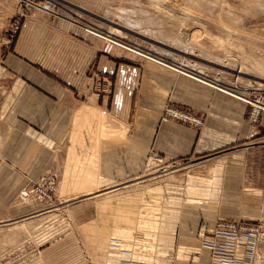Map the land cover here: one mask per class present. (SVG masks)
<instances>
[{
	"label": "rangeland",
	"instance_id": "374dc122",
	"mask_svg": "<svg viewBox=\"0 0 264 264\" xmlns=\"http://www.w3.org/2000/svg\"><path fill=\"white\" fill-rule=\"evenodd\" d=\"M190 1L0 0V264H108L106 254L96 247L97 241L103 239L96 225L102 217L101 205L106 201H110L111 208L112 202H116L113 217L117 216L114 209L119 202L137 203L140 210V219L132 217L136 219L132 226L122 225L125 222L111 224L108 242L128 237L126 230L132 229L129 235L137 230L143 233L144 229L138 226L140 220L158 223L161 211L165 220L167 213L177 214L182 224L189 223L192 231V225L203 228L204 221L211 222L220 216L219 205L231 202L235 207L248 206L245 201H250L244 195L253 198L255 207L251 211L256 210V193H264V76L252 69L250 61L264 63V0ZM199 5L208 10L202 13ZM44 6L47 9L37 11V7ZM181 21L184 23L180 25ZM113 29H119L116 31L120 34L113 33L112 38L171 66L197 72L221 89L241 95L239 101L229 100L202 83L90 33L106 35ZM102 65L110 69L104 72ZM242 65L243 73L236 74L243 69ZM21 75L58 96L63 94L59 87L65 89L72 101H65L69 105L83 107L90 98H96L99 108L124 120L120 121L125 125L103 113L96 119L77 114L72 130H50L51 140L33 135L26 128L14 130L11 123L15 119L8 117L9 112L30 118L43 102L33 90L53 99ZM43 76L59 87L44 84ZM21 80L33 90L25 84L18 86ZM22 93L35 99L22 101ZM216 95L241 107L226 104ZM103 97L107 98L106 104ZM175 99L191 105L174 103ZM160 119L181 127L171 124L169 130L174 137L168 141L160 138L156 145L172 148L173 153L180 150L175 139L186 135L182 128L193 130L200 139L212 119L218 129L211 125L209 134L219 136L208 140L210 147L230 142L238 130L234 141L223 147L204 152L194 148L185 157L169 160L165 153L150 150ZM16 120L37 134H44L39 123L19 115ZM114 127L124 137L115 133ZM142 128L139 138L127 136ZM65 134L70 140L66 138L62 146L69 147L70 141L71 146L66 151V163L61 164L60 176L54 167L45 169L52 159L60 164L55 155L61 143L54 148L52 143ZM120 144L126 145L123 151L117 150ZM58 150L62 155V147ZM29 156L33 161L26 162ZM17 166H27L31 177L23 175L24 180L21 179L15 170ZM232 167L236 170L232 177L238 180L241 200L231 191H237L236 184H225V180L232 179L225 177ZM198 168L205 171L199 173ZM172 176L179 179L173 181ZM47 177L54 179L51 186L45 183ZM261 201L258 206H264ZM85 202L89 206L84 211L71 214L74 207ZM260 213L258 217L238 213L219 217L213 232L203 233L201 241L212 251L215 264L222 263L217 249L232 248L210 242L221 239L220 235L237 241L250 236L252 247L246 264H264V211ZM159 233L167 234L160 229Z\"/></svg>",
	"mask_w": 264,
	"mask_h": 264
},
{
	"label": "crops",
	"instance_id": "0c3cea01",
	"mask_svg": "<svg viewBox=\"0 0 264 264\" xmlns=\"http://www.w3.org/2000/svg\"><path fill=\"white\" fill-rule=\"evenodd\" d=\"M66 44L72 45L68 41L66 42ZM78 48H80V47H78ZM102 66H103L102 67L103 71H104V69L105 70L110 69V67H108V65H102ZM63 68H65V67H63ZM14 71H16V70H14ZM104 72H106V71H104ZM16 73H18V72L16 71ZM21 76H23V75H21ZM67 77H69V76H67ZM70 77H71V75H70ZM43 78L46 80L44 84L51 83L52 85L59 87L56 83L45 78L44 76H43ZM23 79L25 81H28L32 85H36V86L40 87V90H42L43 93H45L48 97H51L53 99H49V98L43 96L41 93L36 92L35 90L32 89V87H30L28 84L24 83L22 80L19 81L18 86H20L22 88L21 84H25L27 87H29L31 90H33L37 96H41L43 98V102L41 103V106H39V107H37V109H35L36 112H34L32 117H30V118L22 115L21 113L20 114L17 113L15 110H14L15 113L9 112L8 114L11 116H8V117H13L15 119L13 124L11 123L12 127L14 126L13 127L14 130H16L20 127L23 129L26 128V130H29L33 135H36L38 137H44V138L51 140V137H50L51 131L50 130L55 131V129L59 128V127H63L67 131H70V129L72 130V128L74 127V119L77 116V114L79 117L86 116V118L96 119V118H99L101 116L100 113H103V114H106L107 116H110V117L116 119V120L119 119L117 116L116 117L111 116L107 109L102 110L101 108H99V105L97 103L96 98H90V100H88L89 104H87L86 106H83V107H80V105L79 106L76 105L77 106L76 107L72 104L75 107V109H74L72 105L65 103V101L72 102L68 99L70 97H67L65 95L66 94L65 89L59 87V89L63 91V94L61 96H58L50 88L45 87L44 85L37 84L34 81L27 79L25 76H23ZM143 85H144V81L142 83V89H143ZM200 93L203 94L202 92H200ZM142 94H143V91H142ZM216 96L219 99L223 100L226 104H230L228 102H231L229 100L226 101V99H224L223 97H221L219 95H216ZM21 97H22V101L23 100L33 101L35 99L34 97L33 98L32 97H24L23 93H22ZM102 99H103L104 104H106L107 98L103 97ZM54 100L60 102V104L55 103ZM142 100H143V98H142ZM173 102L174 103L175 102H184V103L191 105V103H188L184 100L175 99V100H173ZM122 103H124L123 100H122ZM122 103L119 105L120 108L122 107ZM230 105L238 107V109L241 107V105H239L235 102H231ZM117 106H118V104H117ZM192 106H194V105H192ZM57 107H59L60 109ZM103 107H106V106L103 105ZM86 110H91V111H86ZM239 113H240V111H239ZM15 114L22 116L23 118H26L29 122L39 123L40 129H42V131L44 132L45 135L42 133L37 134L34 131H32L31 129H29L28 127L23 126V124L17 123ZM138 115L140 116L141 114L139 113ZM46 118H51V120L48 122ZM67 118L68 119L71 118L70 121L66 120ZM54 119H56V120L54 121ZM120 120L124 121L122 119H119L117 121L121 122ZM150 120H151V118L147 121L145 127L148 125V122ZM68 121H69V124H68ZM56 122H58V124H60V125L58 126V124H56ZM210 122H211V124L208 125V129L206 131H204V133L201 135L200 139H199V137L197 139V135L193 130H188V129L182 128L186 132V135H184L183 139H177V138L175 139L176 142L179 143L178 145L180 147L179 148L180 150L173 153L172 148L171 149L159 148V146L157 147L156 145L160 141V138L162 140L168 141L169 139H171V136L174 137L175 134L169 130L171 124L174 128L175 127L181 128V127L174 125L173 123L168 122V121H161V119H160L159 123L157 125V128L154 131V136H153V139L151 141L150 150L153 149V151H155L157 153L163 152V153H165L167 159L170 160V159H178L180 157H185V156L189 155L194 150V148H196L197 152L212 151V150H216L220 147H223L226 144L232 143L234 141V139H235L234 134L236 133L238 128L233 133V140H231L230 142H228L226 144L218 146V147H210L208 145L209 144L208 140L210 138L215 139V137L219 136V135H215V134H211V135L209 134L210 133L209 129L211 128V125L213 126V129L217 128L215 125V122L212 119L210 120ZM139 123L140 122H137L136 124H139ZM122 124H124V123H122ZM44 125H45V128H44ZM153 127H155V126L153 125ZM143 129L144 128L138 129L137 133L132 135V136L127 135V134H125V135H127L133 139L139 138L143 134V132H142ZM18 132H20V131H18ZM117 134L122 135L120 133H117ZM122 136L124 137V135H122ZM173 137H172V139H173ZM66 138H67V140L68 139L70 140V137L68 134H65V136L61 140H53V143H52L53 148L56 147L57 144L61 143L59 147H56V151L58 152V154L55 155V158H57V161L60 164H56L54 161L55 159H52V161H50L48 163V165L46 166L47 168L45 169V171L48 170V168H50V167H54L58 171V173L60 174L59 170H62L61 164H63V162L66 163V161H67L66 151L71 146V141H70L69 147L62 146L63 142ZM177 143H175V144L177 145ZM219 143L222 144V142H219ZM86 145L89 146V144H86ZM205 146H209V147H205ZM60 147H62V149H63V153H62L63 156L61 154H59L58 149ZM98 147L100 148L101 146H98ZM125 148H126V145L120 144V145H118L117 150L123 151ZM104 149H106V147H104ZM7 161L10 164L8 159H7ZM28 161H30V162L33 161L31 156H29V158H27L26 162H28ZM102 161H103V158H102ZM6 166H8V165H6ZM10 166H11V164H10ZM10 166H8V167H10ZM121 166H123V165H121ZM17 168L18 169L20 168L19 170L22 169V171L18 172ZM25 168H27V166ZM25 168H23L21 166L15 167L16 172L20 175L21 179H23V180H24L23 175H27L28 177H31V175L27 172V170ZM226 170H229V169L226 168ZM230 170H232L230 172V174H228L226 172L225 177L232 178V179L225 180V184H227V182H229V184L230 183L236 184L237 191L236 190H231V191L236 192L238 200H241V199H243V197L240 199V197L238 196V191L240 188L239 184H238V180L236 178L232 177L235 169L232 167V168H230ZM45 171L42 172V174H40L39 176H37L36 179L38 180L43 175V173H45ZM60 176H61V174H60ZM243 194L244 193H242V195ZM260 194H261V191L256 193V197H257L258 201L256 202V210L255 211H251V208L255 207L254 205H252L253 204L252 203L253 198L244 195L245 196L244 198H248L250 201V202H248V201L244 200L245 203L248 204V206H245L242 208L235 207L236 204L233 205V203H231V202L226 203L224 205H219L220 216L216 217L215 220L214 221L212 220L211 222L210 221L205 222L201 218L200 220L204 221L205 226L203 228H201V227L199 228V226H196V228H195L192 225V231H189V225H188L189 223L184 222L182 224V222L179 219V216H177V214H175V213L169 214L166 212L167 213L166 215H169V217L168 218L166 217L167 220H165L164 216L162 217V213H164V211H161V213H160V217H161L160 219L161 220L158 223L152 222V221L140 220L141 224H139L138 226H141V228L144 229L143 233L140 230H137V232L136 231L132 232L131 235H129L128 233H130V231H132V229H131V230H126L128 233L126 231L124 232V233H127L128 237H125V238L124 237H119V238L116 237V238H112V240L109 239L107 251H106L107 253L109 252V254L107 255V253H105L107 256L105 259V263H106V261H108V264H215L214 262H215L216 258H215V256H213L212 251H210L208 248L204 247L203 243L201 241L203 233L205 231L213 232V229H214L216 222H217V219L219 217H227L229 215H236L237 213L242 215V216H244V215L250 216V215H254V214H256L255 216H257V217L259 215L261 216L262 214L260 212L264 211V206H261V205L258 206V204H259L258 202L259 201L262 202L261 200L264 201V193L261 194V195H263L261 197V199H260ZM222 198H223V196H221L220 200H222ZM231 200H234V197H231ZM258 209L260 210V212L258 211ZM252 212H254V213H252ZM172 218H175V219L168 221L169 219H172ZM158 227H159L160 231H165L167 234H164V233H162L163 235H161V233L158 234L159 229H156ZM150 228L153 230L147 232V229L150 230ZM228 233H231V232H228ZM148 234L151 235V239L149 238ZM137 237H140V238H137ZM219 238L225 239L226 242L224 241L225 243H220L219 240H221V239H218V238H216V240L210 241V242L215 246L216 245L217 246L226 245L228 247H232L230 249H223V248L217 249L219 252H221L217 256L219 259H221L220 260L222 262L221 264H223V263H226V264H246L248 262V260L250 259L249 251H250V248L252 247V245L250 243V236L246 235L244 239H239L238 241H237V239H234V238H232L230 240L226 239L222 235H220ZM227 241H230L231 244L227 243ZM173 245H175L174 246V254L171 253V248L173 247ZM164 247L166 248V250ZM162 249L165 252H163ZM79 251H80V249H78V253H79ZM84 254L85 253L83 252V256H84ZM79 256H80V253H79ZM228 257L230 258L229 261L224 260L225 258L227 259Z\"/></svg>",
	"mask_w": 264,
	"mask_h": 264
},
{
	"label": "bare ground",
	"instance_id": "6f19581e",
	"mask_svg": "<svg viewBox=\"0 0 264 264\" xmlns=\"http://www.w3.org/2000/svg\"><path fill=\"white\" fill-rule=\"evenodd\" d=\"M190 1V0H188ZM190 2H196L195 1H190ZM195 5V4H194ZM45 7V6H44ZM50 8V6H49ZM198 10L201 11L202 13H204L203 11H206L208 10L206 8V6L204 5H199L198 7ZM43 9H47L46 7L43 8V7H37V11L39 12V10H43ZM178 21V20H177ZM184 22L181 21L180 22V25L183 24ZM121 28V27H120ZM110 29V28H109ZM117 30V29H116ZM115 29H113V31L111 33H107L106 35H102L100 33H97L95 31H90V33L95 36V38H99V39H103L104 41H108V42H111L112 44H114L115 46L121 48L122 50H125L127 51L128 53H132L133 55L135 56H138V57H141V58H144V59H147L148 61H151L155 64H158V65H161L173 72H176V73H180L182 75H184L185 77L189 78V79H192L194 81H197L199 83H202V85L210 88V89H213L214 91L216 92H220L219 95H222L224 97H228L230 98L229 100H238L237 98L239 96L233 94L232 92H230L231 90H224V89H221L216 83L214 82H211V81H207L206 78H203L201 74H198L197 72L196 73H191L189 70H186V71H189L190 73H187L186 71H184V69L178 67L179 65H174V66H171L167 63H164L161 59L159 58H156L154 56H151L149 53H145L135 47H132V46H128L124 43H122L121 41L119 40H116L114 38H112V35H114L113 33H115V36H118V33L117 30L116 31ZM110 32V31H109ZM117 34V35H116ZM120 36V35H119ZM170 38V37H169ZM118 48V49H119ZM242 64V63H241ZM250 64L252 65V69L255 70L256 73H259L261 76H264V63H256L255 61H250ZM243 67V65H242ZM188 69V68H187ZM244 71V67L243 69L240 68V70H238L236 72V74H242ZM201 75V76H200ZM215 81V80H214ZM225 94V95H223ZM243 97V96H242ZM241 98V97H240ZM245 98V97H244ZM242 99V98H241ZM239 101V100H238ZM244 101V100H243ZM246 101V100H245ZM250 102V100H248ZM255 104V103H254ZM248 105V104H247ZM258 106V105H257ZM117 129L114 127L113 131L115 133H117L116 131ZM113 134V133H112ZM199 170V173L201 172H204L205 171V168H198ZM164 179V178H163ZM171 179L174 181V180H177L179 179V177L177 176H172ZM90 195V194H89ZM118 196V195H117ZM120 199V198H119ZM124 201V200H123ZM134 201V200H133ZM119 202V200L117 201ZM125 202V201H124ZM116 202H112V208H114ZM137 203H132V204H126V203H122V202H119L118 204V207H115L114 211H116V215L117 216H114L112 215V208L110 206V201H106V202H103L102 205H101V208L103 209V212L101 211L100 213H102V217L99 218V223L98 225H96L97 227V231L99 233V235H103V239H100L97 241V248L102 252V253H106L107 251V243H108V238H109V233L111 232V224H122V225H127L128 227L129 226H132L134 224V222H136V219H133V218H136L137 217V220L140 219V210L137 209ZM89 206V203L88 202H85V203H82L80 204L79 206H76L72 209L71 211V214L72 215H77L79 213H81L82 211H84V209L86 207ZM99 210V209H98ZM108 211V214H105V212ZM105 214V215H104ZM133 217V218H132ZM132 219V220H131Z\"/></svg>",
	"mask_w": 264,
	"mask_h": 264
},
{
	"label": "built area",
	"instance_id": "2783aa9c",
	"mask_svg": "<svg viewBox=\"0 0 264 264\" xmlns=\"http://www.w3.org/2000/svg\"><path fill=\"white\" fill-rule=\"evenodd\" d=\"M53 181H54L53 177H47L45 183H46L48 186H51V185L53 184Z\"/></svg>",
	"mask_w": 264,
	"mask_h": 264
}]
</instances>
